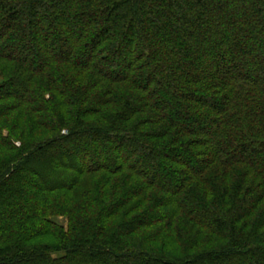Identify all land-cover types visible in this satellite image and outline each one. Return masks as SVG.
<instances>
[{"label":"trees","instance_id":"obj_1","mask_svg":"<svg viewBox=\"0 0 264 264\" xmlns=\"http://www.w3.org/2000/svg\"><path fill=\"white\" fill-rule=\"evenodd\" d=\"M0 264H264V0H0Z\"/></svg>","mask_w":264,"mask_h":264}]
</instances>
